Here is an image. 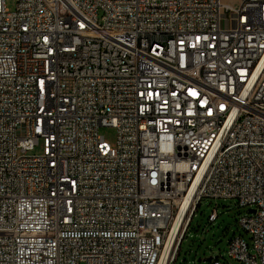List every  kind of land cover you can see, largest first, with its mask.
I'll return each mask as SVG.
<instances>
[{"label": "built area", "instance_id": "2783aa9c", "mask_svg": "<svg viewBox=\"0 0 264 264\" xmlns=\"http://www.w3.org/2000/svg\"><path fill=\"white\" fill-rule=\"evenodd\" d=\"M233 1L0 0V264H174L221 199L264 264V0Z\"/></svg>", "mask_w": 264, "mask_h": 264}, {"label": "rangeland", "instance_id": "374dc122", "mask_svg": "<svg viewBox=\"0 0 264 264\" xmlns=\"http://www.w3.org/2000/svg\"><path fill=\"white\" fill-rule=\"evenodd\" d=\"M223 4L236 3L233 0H221ZM17 6V0H6V8L13 12ZM225 17V14L222 15ZM100 134L111 146L117 150V134L114 129L102 128ZM44 141L35 148L32 155H43ZM249 208H239L234 200H203L192 218L185 237L183 238L179 255L174 264H204L198 260L219 258L221 262L228 264H242L229 257V242L233 238H242L252 249V240L239 224V219L248 213ZM215 211L217 220L209 224L208 218ZM210 244V245H209ZM195 258L196 261H192Z\"/></svg>", "mask_w": 264, "mask_h": 264}, {"label": "water", "instance_id": "95a60500", "mask_svg": "<svg viewBox=\"0 0 264 264\" xmlns=\"http://www.w3.org/2000/svg\"><path fill=\"white\" fill-rule=\"evenodd\" d=\"M251 213H254V211H250ZM210 245V244H209ZM213 258H208V259H205V260H198V262H203V263H210L212 261ZM192 261H196L195 258H192Z\"/></svg>", "mask_w": 264, "mask_h": 264}]
</instances>
